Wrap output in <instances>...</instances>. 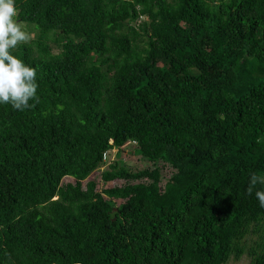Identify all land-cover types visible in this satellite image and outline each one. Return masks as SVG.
<instances>
[{
    "label": "trees",
    "instance_id": "trees-1",
    "mask_svg": "<svg viewBox=\"0 0 264 264\" xmlns=\"http://www.w3.org/2000/svg\"><path fill=\"white\" fill-rule=\"evenodd\" d=\"M16 7L38 87L0 105V264H264V0Z\"/></svg>",
    "mask_w": 264,
    "mask_h": 264
},
{
    "label": "clouds",
    "instance_id": "clouds-1",
    "mask_svg": "<svg viewBox=\"0 0 264 264\" xmlns=\"http://www.w3.org/2000/svg\"><path fill=\"white\" fill-rule=\"evenodd\" d=\"M17 15L16 0H0V105L7 103L24 110L32 106L29 101L37 99V70L12 54L11 50L29 40ZM251 183H257L255 176ZM255 195L264 207V192Z\"/></svg>",
    "mask_w": 264,
    "mask_h": 264
},
{
    "label": "rangeland",
    "instance_id": "rangeland-1",
    "mask_svg": "<svg viewBox=\"0 0 264 264\" xmlns=\"http://www.w3.org/2000/svg\"><path fill=\"white\" fill-rule=\"evenodd\" d=\"M22 26V25H21ZM22 28L24 30H26L27 28H25L24 26H22ZM130 156V155H129ZM127 154V151L124 150V152L121 155H117L115 149H112L111 151H109V153L105 156V165H103L102 167H100V170H105L107 169L108 163L109 162H113L115 160H120V161H125L128 165L132 166V167H145L148 163L147 162H143L139 159H137L136 157H129ZM92 178H97L96 175L91 176ZM110 185V184H109ZM107 185V186H109ZM106 186V187H107ZM102 185H99V188H101ZM250 259L247 256H243L241 257L239 260L237 261H233L231 260L229 263L227 264H249Z\"/></svg>",
    "mask_w": 264,
    "mask_h": 264
},
{
    "label": "built area",
    "instance_id": "built-area-1",
    "mask_svg": "<svg viewBox=\"0 0 264 264\" xmlns=\"http://www.w3.org/2000/svg\"><path fill=\"white\" fill-rule=\"evenodd\" d=\"M105 156H106V154L104 153V155H103V158H102V159H103V161L105 160Z\"/></svg>",
    "mask_w": 264,
    "mask_h": 264
}]
</instances>
